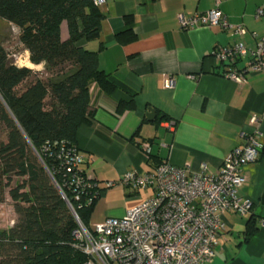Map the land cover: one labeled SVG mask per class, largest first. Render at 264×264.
Masks as SVG:
<instances>
[{"label": "crops", "instance_id": "1", "mask_svg": "<svg viewBox=\"0 0 264 264\" xmlns=\"http://www.w3.org/2000/svg\"><path fill=\"white\" fill-rule=\"evenodd\" d=\"M214 4L215 0H106L100 7L104 19L98 37L77 42L96 52L99 68L114 86L109 93L91 86L93 116L75 134L85 159L83 169L104 189L90 213V225L122 216L147 195L120 185L126 171L152 172L166 160L174 166L188 165L191 171L204 163L215 174L224 156L244 142L243 135L254 132L252 115L259 119L258 136L264 144V74H250L238 83L221 75L226 66L212 54L235 39L255 48L264 36V16H255L264 0H221L228 20L246 29L240 39H230L218 26L180 28L179 14L191 16ZM66 35L63 26L62 37ZM24 53L29 61L25 49ZM244 65L245 61L237 63L238 68ZM167 78L173 80L172 87L165 86ZM119 102L130 105L118 111ZM149 107L155 110L151 120L146 117ZM243 173L238 194L252 201V209L243 216L222 215L215 254L205 264H264V148ZM118 198L123 202L119 207L100 211L106 200L113 204Z\"/></svg>", "mask_w": 264, "mask_h": 264}, {"label": "trees", "instance_id": "2", "mask_svg": "<svg viewBox=\"0 0 264 264\" xmlns=\"http://www.w3.org/2000/svg\"><path fill=\"white\" fill-rule=\"evenodd\" d=\"M103 19L92 0H0V20L19 29L29 61L43 66H18L0 42V123L6 130L0 142V201L7 188L15 214L13 223L0 229V264H84L88 258L76 245L78 223L62 194L90 227L104 189L90 188L75 199L71 172L59 169L57 153L79 150L76 130L93 116L91 86L114 89L96 52L77 44L98 37ZM129 105L119 102L117 110ZM14 176L21 180L11 185Z\"/></svg>", "mask_w": 264, "mask_h": 264}, {"label": "built area", "instance_id": "3", "mask_svg": "<svg viewBox=\"0 0 264 264\" xmlns=\"http://www.w3.org/2000/svg\"><path fill=\"white\" fill-rule=\"evenodd\" d=\"M106 0H92L101 7ZM221 0L212 8L191 16L178 15L181 29L195 26H218L230 39L242 38L246 29L242 24L231 23L220 9ZM256 17L264 16V6L256 9ZM214 58L224 63L221 73L238 83L246 81L253 73L264 74V36L255 48L247 47L241 40L219 46L212 51ZM245 61L241 68L237 63ZM172 87L173 80L165 79ZM258 117L252 115V133L244 134V142L235 146L223 158L217 173L207 170L206 164L191 171L188 165L174 166L161 161L152 172L126 171L120 185L131 192L147 193L137 204L120 217H107L104 221L84 226L68 199L62 194L74 214L78 226L73 231L77 247L87 255L84 264H205L215 254L219 231L223 228L222 215L233 212L241 216L252 209V201L240 196L238 189L245 181L243 168L259 159L262 144L258 134ZM149 151V145L144 146ZM59 169L71 172L70 185L74 197L87 195L90 188L97 189V180L85 172L81 165L84 156L79 150L61 149L57 153ZM88 195L87 202L92 197Z\"/></svg>", "mask_w": 264, "mask_h": 264}, {"label": "rangeland", "instance_id": "4", "mask_svg": "<svg viewBox=\"0 0 264 264\" xmlns=\"http://www.w3.org/2000/svg\"><path fill=\"white\" fill-rule=\"evenodd\" d=\"M0 42L3 44L9 56L15 61L18 66H31L34 70L36 67L31 65L26 58L24 53V47L19 41V29L11 24L0 20ZM6 139V130L4 125L0 123V142L5 141ZM11 185H14V182H19L21 179L19 177L12 178ZM123 202L121 198L114 201L113 204L110 201L106 200L100 207V211L104 212L111 206L119 207ZM15 214L13 211V202L7 194V188H5V194L2 201H0V229H7L14 221Z\"/></svg>", "mask_w": 264, "mask_h": 264}, {"label": "water", "instance_id": "5", "mask_svg": "<svg viewBox=\"0 0 264 264\" xmlns=\"http://www.w3.org/2000/svg\"><path fill=\"white\" fill-rule=\"evenodd\" d=\"M155 116V110L151 107L148 108V111L146 113V117L151 120Z\"/></svg>", "mask_w": 264, "mask_h": 264}]
</instances>
